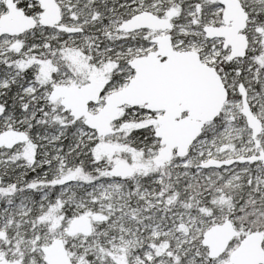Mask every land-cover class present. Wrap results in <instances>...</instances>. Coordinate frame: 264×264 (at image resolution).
Wrapping results in <instances>:
<instances>
[{"label":"snow or ice","instance_id":"1","mask_svg":"<svg viewBox=\"0 0 264 264\" xmlns=\"http://www.w3.org/2000/svg\"><path fill=\"white\" fill-rule=\"evenodd\" d=\"M0 264H264V0H0Z\"/></svg>","mask_w":264,"mask_h":264}]
</instances>
